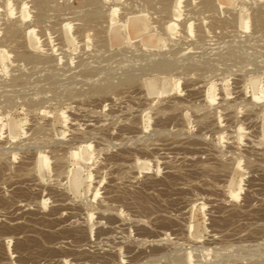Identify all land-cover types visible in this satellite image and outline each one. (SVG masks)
I'll return each mask as SVG.
<instances>
[{
  "label": "rangeland",
  "instance_id": "obj_1",
  "mask_svg": "<svg viewBox=\"0 0 264 264\" xmlns=\"http://www.w3.org/2000/svg\"><path fill=\"white\" fill-rule=\"evenodd\" d=\"M35 1L0 0V264H264V0Z\"/></svg>",
  "mask_w": 264,
  "mask_h": 264
},
{
  "label": "bare ground",
  "instance_id": "obj_2",
  "mask_svg": "<svg viewBox=\"0 0 264 264\" xmlns=\"http://www.w3.org/2000/svg\"><path fill=\"white\" fill-rule=\"evenodd\" d=\"M91 1V3H92V1L93 0H90ZM95 1V0H94ZM97 1V0H96ZM95 1V2H96ZM99 1V0H98ZM164 1V0H163ZM183 1V0H182ZM202 1V0H201ZM36 2V3H35ZM34 2V5L36 4V6H38L39 7V9L41 10L42 8H44V7H42V3H43V5L45 4L44 3V1L42 2V0H37V1H35ZM42 2V3H41ZM87 2H89L88 0H87ZM86 2V3H87ZM150 2H151V0H150ZM159 2V1H158ZM161 2H162V0H161ZM167 2H169V1H167ZM166 2V3H167ZM171 2H172V0H171ZM192 2V1H191ZM149 3V2H148ZM160 3V2H159ZM164 3V2H163ZM162 3V4H163ZM188 3V2H187ZM90 4V3H89ZM97 4V3H96ZM100 4V3H99ZM102 4V3H101ZM185 4V3H184ZM211 1L210 0H204V3L203 4H200L201 5V8H202V5H204V6H208L207 8H213V7H209V6H211ZM26 5V4H25ZM25 5H22V6H25ZM46 5V4H45ZM90 5H92V4H90ZM151 5V4H150ZM166 5V4H165ZM180 5H181V0H174L173 1V12H174V14H173V16H174V19H171V21L169 22V27H170V30H173V28H174V26H176V24L175 23H177L176 22V20H177V18L179 17V14H178V9L180 10ZM93 6V5H92ZM203 6V7H204ZM34 8H35V6H33ZM38 7H37V9H35V10H37L38 11ZM101 7H102V5H101ZM151 7V6H150ZM165 7V6H164ZM160 8V7H159ZM22 9V8H21ZM30 9V8H29ZM203 9H205V8H203ZM208 9V10H209ZM43 10V9H42ZM81 10V9H80ZM167 10V9H166ZM194 10V9H193ZM88 11V10H87ZM101 11V10H100ZM99 10H98V12H100ZM161 11V10H160ZM159 11V12H160ZM210 11V10H209ZM10 12V14H12V12H11V10L9 11ZM96 13H97V11H95ZM94 12V10H93V13L94 14H92V15H90V19H93V21H94V18H96V17H98L99 15H98V13L96 14ZM170 12V11H169ZM172 12V11H171ZM180 12V11H179ZM29 12H28V10H26V9H23L22 11H21V18H22V20L24 21V19L26 20V18H28L29 17V14H28ZM44 13V12H43ZM112 13H115V10L113 9L112 10ZM158 13V12H157ZM164 13V12H163ZM162 13V14H163ZM206 13V12H205ZM259 13V12H258ZM260 15H257L256 17H255V15H254V17L255 18H257L258 16H261V12L259 13ZM37 15V14H36ZM35 15V16H36ZM169 15V14H168ZM88 16V15H87ZM217 16V15H216ZM263 17H264V14L262 15ZM261 16V17H262ZM7 17V16H6ZM34 17V16H33ZM84 17V16H83ZM89 17V16H88ZM212 17V16H211ZM39 18V15H37L36 16V20ZM100 18V17H99ZM99 18H96V19H99ZM218 18V17H217ZM258 18H260V17H258ZM257 18V19H258ZM87 19V18H86ZM89 19V20H90ZM256 19V20H257ZM82 20H84L83 18H82ZM163 20V19H162ZM218 20V19H217ZM221 20V19H220ZM226 20V19H225ZM255 20V19H254ZM260 20H262V18L260 19ZM260 20H259V24L263 21L264 22V20H262L261 22H260ZM10 21V20H9ZM15 21V20H14ZM13 21V22H14ZM88 21V20H87ZM214 21V20H213ZM258 21V20H257ZM83 22V21H82ZM187 22V21H186ZM225 22V21H224ZM256 22V21H255ZM25 23V22H24ZM35 23V22H34ZM12 24H15V23H12ZM30 24H33V23H30ZM29 24V25H30ZM185 24V23H184ZM259 24H257L258 25V27L259 26H262L263 25V23H261L260 25ZM9 25H10V23H9ZM8 25V26H9ZM36 25H38V24H36ZM35 25V26H36ZM97 25V24H96ZM132 25H133V27H132V29L136 32V31H140V30H143V26H142V24H141V22H139L138 20H132ZM186 25H188V24H186ZM255 25V24H254ZM11 26V25H10ZM26 26H28L27 24H26ZM31 27L33 26V25H30ZM30 26H28V27H30ZM80 26V25H79ZM12 27V26H11ZM77 27V26H76ZM188 27H190V26H188ZM245 27H247V22L245 21ZM244 27V28H245ZM256 27V26H255ZM264 27V26H263ZM262 27V28H263ZM6 28V27H5ZM13 28V27H12ZM27 28V27H26ZM82 28V27H81ZM4 29V28H3ZM2 29V30H3ZM79 29V28H78ZM109 29L111 30V32H110V36H111V39L113 40V41H119V39H120V36H119V34H118V31H119V28L117 27V26H115V25H111L110 27H109ZM183 29V28H182ZM187 30L189 29V28H186ZM70 30V26L69 25H67V31H69ZM17 31V30H16ZM16 31L14 32V29H11V28H6L5 29V33H3L4 34V36H5V38H7V40H11L12 38H14L15 37V33H16ZM24 31V30H23ZM101 31H103V30H101ZM182 31V30H181ZM258 31V30H257ZM28 33V35L29 36H35V35H37V34H35L34 33V30L33 29H31V28H29V31H27ZM100 32V31H99ZM263 32V31H262ZM68 34V33H67ZM98 34V33H97ZM95 35V34H94ZM98 36V35H97ZM128 36V35H127ZM29 38V37H28ZM27 38V39H28ZM92 38V37H91ZM96 38V37H95ZM99 39V38H98ZM6 40V39H5ZM147 42H150V43H153V42H157V40L156 39H153V38H151V37H148L147 38V40H146ZM8 42V41H7ZM11 42V41H10ZM17 42V41H16ZM28 42H29V40H28ZM33 42V41H32ZM103 42V41H102ZM21 43H23V42H21ZM37 43V42H36ZM11 44H13V43H11ZM16 44V43H15ZM19 44V43H18ZM63 44V43H62ZM100 44V43H99ZM168 45V44H167ZM19 46H20V44H19ZM34 45H32V47H33ZM100 46V45H99ZM101 47V46H100ZM97 48V47H96ZM103 48V47H102ZM19 49V48H18ZM15 50H17V49H15ZM100 50V49H99ZM23 51V50H22ZM178 51V50H177ZM29 53V52H28ZM174 54V53H173ZM17 55V54H16ZM19 55V54H18ZM28 55V54H27ZM178 55V54H177ZM180 55V54H179ZM188 55V54H187ZM32 56H34V55H32ZM47 56V55H46ZM100 56H101V54H100ZM17 57V56H16ZM21 57V56H20ZM20 57H18V58H20ZM25 57H27V56H25ZM102 57V56H101ZM153 57V56H152ZM171 57H172V55H171ZM179 57V56H178ZM184 57V56H183ZM28 58H29V56H28ZM34 58V57H33ZM157 58V57H156ZM23 59V58H22ZM25 59V58H24ZM31 59V58H30ZM47 59V58H46ZM50 59H52V58H50ZM174 59V58H173ZM187 59V58H186ZM29 60V59H28ZM35 60V59H34ZM60 60V59H59ZM80 60V59H79ZM158 60V59H157ZM165 60V59H164ZM163 60V61H164ZM182 60V59H181ZM185 60V59H184ZM84 61V60H83ZM169 61V60H168ZM172 61V60H171ZM170 61V62H171ZM26 62H27V60H26ZM31 62V61H30ZM170 62H159L158 64H155L156 66H155V68L156 67H158L159 68V70L160 69H162V70H166V69H168L170 66H171V64L173 65L174 63H171L170 64ZM32 63V62H31ZM35 63V62H34ZM46 63V62H45ZM155 63V62H154ZM144 64V63H143ZM146 64V63H145ZM191 64V63H190ZM204 64V63H203ZM176 65V64H175ZM197 65V64H196ZM199 65V64H198ZM83 66H85V65H83ZM188 66V65H187ZM131 67V66H130ZM145 67V66H144ZM153 67H154V65H153ZM186 67V66H185ZM132 68V67H131ZM139 68V67H138ZM157 68V69H158ZM171 68V67H170ZM94 69V68H93ZM152 69V68H151ZM172 69V68H171ZM181 69V68H180ZM187 69V68H186ZM193 69H194V67H193ZM85 70V69H84ZM91 70V69H90ZM130 70V69H129ZM134 71H135V69H133ZM144 70V69H143ZM153 70H154V68H153ZM192 70V69H191ZM87 71V70H86ZM95 71V70H94ZM172 71V70H171ZM197 71H199V70H197ZM97 72V71H96ZM131 72V71H130ZM152 72V71H151ZM154 72V71H153ZM166 72H168V71H166ZM89 73V72H88ZM93 73V72H92ZM145 73V72H144ZM188 73V72H187ZM106 74V73H105ZM108 74V73H107ZM106 74V75H107ZM127 74V73H126ZM101 75V74H100ZM140 75V74H139ZM142 75V74H141ZM46 76V75H45ZM86 76V75H85ZM92 76V75H91ZM82 77H83V75H82ZM89 77V76H88ZM110 77V76H109ZM55 78V77H54ZM105 78V77H104ZM134 78V77H133ZM79 79V78H78ZM90 79V78H89ZM112 79V78H111ZM128 79H130V78H128ZM47 80V79H46ZM101 80V79H100ZM102 80H104V79H102ZM121 80V79H120ZM125 80V79H124ZM133 80V79H132ZM128 81V80H127ZM127 81H125V83L127 82ZM106 82H108L107 80H106ZM111 82V81H110ZM52 83V82H51ZM103 83V82H102ZM124 83V82H123ZM132 83V82H131ZM71 84V83H70ZM74 84V83H73ZM99 84V83H98ZM104 84H106V83H104ZM93 85V84H92ZM96 86V85H95ZM99 86V85H98ZM102 86V85H101ZM108 86V85H107ZM119 86V85H118ZM108 87H110V86H108ZM107 87V88H108ZM47 88V87H46ZM97 88H99V87H97ZM96 88V89H97ZM95 89V88H94ZM101 89H102V87H101ZM100 89V90H101ZM105 89H106V87H105ZM114 89V88H113ZM93 90V89H92ZM99 90V91H100ZM103 90H104V88L101 90L102 92H103ZM97 91V90H96ZM105 91H107V90H105ZM110 92V91H109ZM211 93H212V87L210 88H208V90L206 91V99L208 100V99H210V97H211ZM256 93V92H255ZM255 96H256V94H255ZM253 97H254V95H253ZM59 115V114H58ZM60 116H61V113H60ZM62 117V116H61ZM62 119V118H61ZM92 125V124H91ZM17 129H16V127L13 125V124H11V129H10V132L11 133H17ZM90 132V131H89ZM88 133V132H87ZM89 134V133H88ZM82 142V141H81ZM89 148V145L88 146H84V147H82V148H80V149H78V151H79V153H77L76 151H74L72 154H71V156L73 157V158H75L76 160H78V161H85V160H88L89 159V155H88V152H87V149ZM77 149V148H76ZM65 155H67V154H65ZM59 156V155H58ZM60 157V156H59ZM63 157V156H62ZM45 157H43V156H39V158H37L36 159V163H38L39 161H44V163H45V166L47 165L46 164V159H44ZM56 158H58V157H56ZM65 159V158H64ZM59 160V159H58ZM57 160V161H58ZM53 161H54V159H53ZM67 161V160H66ZM65 161V162H66ZM61 163V162H60ZM56 164H58V163H56ZM56 167V166H55ZM57 168V167H56ZM58 170V169H57ZM74 174V173H73ZM73 174H72V176H73ZM77 183H79L77 180H73V181H71V186L73 187V186H75ZM231 197L232 198H234L235 197V195L233 194V193H231ZM258 248V247H257ZM254 249H256V248H254ZM188 260H189V254H188ZM176 259V258H175ZM179 259V258H178ZM180 260V259H179ZM178 260V261H179ZM182 260V259H181ZM172 262V261H171ZM174 263V262H173ZM177 263V262H176ZM181 263V262H180ZM183 263V262H182ZM175 264V263H174ZM179 264V263H178Z\"/></svg>",
  "mask_w": 264,
  "mask_h": 264
}]
</instances>
